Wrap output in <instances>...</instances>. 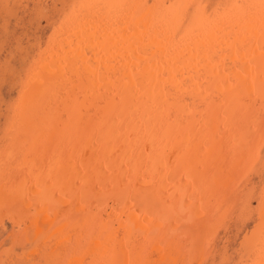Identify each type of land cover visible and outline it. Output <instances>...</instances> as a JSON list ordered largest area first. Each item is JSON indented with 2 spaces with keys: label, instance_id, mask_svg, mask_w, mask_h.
Returning a JSON list of instances; mask_svg holds the SVG:
<instances>
[{
  "label": "bare ground",
  "instance_id": "6f19581e",
  "mask_svg": "<svg viewBox=\"0 0 264 264\" xmlns=\"http://www.w3.org/2000/svg\"><path fill=\"white\" fill-rule=\"evenodd\" d=\"M256 11L255 13L259 15V10ZM261 13L260 15H264V12ZM251 25L256 28L253 27L254 30L248 29L247 31L243 29L244 27L240 29L239 25L231 32V35L250 36L251 32L255 31L257 35L254 39L257 43L255 48H245L242 51L233 50L232 45L224 44L225 41L219 39L217 44L209 43L207 50V45L197 51L194 46L190 51L189 46L188 52L190 53L185 52L184 61L180 59L183 62L179 61L177 66L173 65L176 63L174 59V61L171 59L168 65L164 64L162 59H159L161 57L159 54L156 60L149 59V55L145 52L136 55L138 45L132 48L131 53L122 52L118 46L120 45L119 39L117 40L118 45H113L114 48H111L112 52L105 54H101L94 45L89 46L88 42L83 40L77 45L74 44L77 47L72 50L73 52L66 53L63 58L58 59L59 62L52 63L50 71L42 76L35 88H32L35 91L34 93L32 91V96L24 101L21 107L22 114L19 112L17 115L20 116L17 122L22 123L23 121L27 128H30L33 123L40 122L37 130L44 131L49 128L60 130L63 140L70 138L72 142L80 141L81 146L74 155V167L70 169L67 167L69 169L67 175L72 181L70 186L67 181L57 179L61 177L58 173L51 171L52 175H49V178L39 180L38 183L34 182L28 190L38 188L40 184H45L43 182H48L54 185L55 192L61 195L59 201H56L58 205L67 206L70 202L72 206L79 208L87 201L90 211H94L91 216L87 213L90 216L87 219H93L96 216L99 220L102 216L106 218L99 225L92 224V220L89 225L82 221L79 223L78 226L88 232L90 240L95 238L97 240L95 244L90 241L88 248L85 246L86 255L83 253L79 263L160 264L161 261L157 258L160 249L158 251L157 248H153L154 251L150 253L147 251L149 250L147 246H150L147 244L151 239L148 231L150 233L152 231L154 234L152 237H156L162 221L171 224V222L177 223V220L180 233H173L174 237L180 239V234L186 235L194 249L190 255L192 261L198 258L202 251L204 234L209 231L208 227L206 228L208 215L206 217L199 210L194 214L191 212L193 206H197L200 202L196 203L193 200L194 204L190 200L188 189L193 187L199 191L202 190V184L200 186L199 183L203 181V176L210 170L218 173L217 159L222 163L221 166L229 168L227 166L228 156H224L229 143L225 147L222 142L230 137L237 139L239 143L242 141L241 132V136L237 135L238 122L250 120L256 109L252 108L247 101L256 102L257 98L264 96L258 90L264 77V25L261 28L259 25L256 26V23ZM228 31L219 33L221 34L219 37L222 38L224 37L222 35L230 33ZM213 33L212 36L217 38L218 36ZM206 40L208 42V39ZM238 40L235 43H238ZM226 45L229 46V50ZM233 45L236 44L233 43ZM124 49L127 50L126 47ZM228 51L237 53L239 51V54H235L239 55L240 61H237V56L232 55L234 53L230 54ZM160 64L165 65L163 69L161 68L162 70ZM217 66L223 67L221 70L218 69L220 74L209 71ZM223 81L228 83L234 92L209 94L220 89L218 84L221 85ZM242 100L249 105V110L246 111L248 108H243L245 102L243 103ZM53 133L49 131L51 144L55 143L56 138L60 136L59 134L58 137L54 136ZM55 144L57 146V143ZM69 163L73 164L70 161ZM121 175L123 181L117 178ZM221 176L226 177L224 174ZM184 179L187 180L185 188L178 186ZM61 182L64 184L60 185ZM25 183L29 186L27 182H23L19 185L17 192L26 193ZM122 183L127 185V189L122 191L125 197L123 199L114 198L113 202L112 196L107 193L111 188L114 190ZM109 193H112V190ZM38 197L36 196V200ZM6 199L7 196L0 191V200L6 202ZM72 201H74L73 204ZM47 202L46 200L45 205L48 204ZM116 205L118 208L115 207ZM46 206L45 208L48 209ZM111 206L117 218L113 219V215L110 216ZM259 219L260 222L256 230L254 229L255 231L251 233L252 238L249 239L250 245L254 248L251 254L252 258L254 257L253 264H264V211ZM77 221L76 219V223ZM33 225L39 230L37 222L34 221ZM44 229H46L45 225ZM167 237L172 239L170 235ZM62 239L65 238L62 237ZM122 242L125 244L122 245ZM134 242L138 243L134 244ZM61 250L62 248L57 250V253Z\"/></svg>",
  "mask_w": 264,
  "mask_h": 264
},
{
  "label": "rangeland",
  "instance_id": "374dc122",
  "mask_svg": "<svg viewBox=\"0 0 264 264\" xmlns=\"http://www.w3.org/2000/svg\"><path fill=\"white\" fill-rule=\"evenodd\" d=\"M254 8L259 10V15L255 13L257 11ZM263 10L264 0H0V191L7 196L6 202L0 200V264H81L80 257L83 253L86 255L85 246L88 248L90 241L95 244L97 240L96 238L90 240L88 232L84 231L83 227H79V223L82 221L89 225L92 220V224L99 225L106 219L105 216L101 217L103 219L100 218L101 221L97 216L87 219L94 212L88 208L87 201L79 208L72 206L70 202L67 206L64 203V205H58L56 201H59L61 195L55 192V186L48 182L28 190L34 182L38 183L39 180L49 178V175H52L51 171L58 173L61 177L57 179L67 181L70 186L72 181L67 174L69 169L74 167V155L81 146L80 141L72 142L70 138H67L68 136L66 140H63L60 130L56 129V131L53 128L37 130L40 122L33 123L30 128L25 127L26 123L24 124L23 121V127L22 123L17 122L20 117L17 115L19 112L22 114L21 107L24 101L32 96L31 92L35 91L32 88H35L42 76L50 71L52 63L59 62L58 59L75 49L77 47L75 45L83 40L88 42L89 46L94 45L101 54L112 52L113 45H118V41L122 52L131 53L132 48L138 45L139 52L137 51L136 55L145 52L149 55V59L156 60L159 54L161 56L159 59H162L164 64L168 65L171 59H174L176 63L173 65L176 66L179 61H184L186 53H190L194 47L197 51L207 45V50L209 43L217 44L219 39L225 41L224 44L232 45L233 50L255 48L257 46L254 40L257 36L255 31H252L250 36L238 35L237 37L231 35V32L239 25L240 29L244 27L243 29L247 31L254 30L255 26L250 24L256 23V26L259 25L261 28L264 25ZM239 22L240 24H237ZM260 22L261 24H257ZM214 29L217 31L215 32ZM223 30L230 33L220 38L219 33L224 32ZM212 33L218 37L214 38ZM240 39H242L241 42ZM237 40L238 43H235ZM229 46L226 45L227 49ZM125 47L127 50L124 49ZM229 53H234L232 55L237 56V61H240L239 55L235 54L236 51ZM164 67L165 65L160 64V69ZM221 68L223 67L217 66L209 71L220 74ZM218 85L220 89L209 94L234 92L224 81ZM260 85L259 93L264 95V77ZM257 99L255 100L257 103L247 101L252 108H256L253 113L255 117L252 116V120L238 122L237 135L242 134V141L239 143L237 139L230 137L227 138L230 142L227 140L222 142L225 147L229 143L225 155L223 154L228 156L229 168L221 166L222 163L217 159L218 173L210 170L207 172L208 175L206 174L207 177L204 174L203 183H199L200 186L202 184V190L199 191L193 187L188 189L190 200L194 204L200 202L197 206L191 204L194 207L191 212L194 214L199 210L206 217L208 215L206 228L208 227L210 232L204 234L202 251L198 258L192 261L190 255L194 249L186 235L180 234V239L174 237L173 233L179 232L178 220L177 223L171 222L172 225L162 221L156 237H152L154 234L148 231L151 239L147 244L151 246H147L149 253L156 248L158 251L160 249L157 257L161 261L160 264H253L254 257L252 258L251 254L254 248L250 245L249 239L252 238L251 233L256 230L260 222V214L264 211V96ZM242 102L245 101L242 100ZM243 106L245 109L249 107L246 102ZM49 131L54 132V136L60 135L55 140L57 146L55 143L51 144ZM82 145L85 144L82 143ZM58 157L61 159L59 160ZM69 161L73 164L70 165ZM55 170L57 171L54 172ZM223 174L226 177L221 176ZM117 178L123 181L122 175ZM23 182H27L29 186L25 183L27 191L22 194L17 190ZM186 182L187 180L184 179L178 186L185 188ZM62 183L64 184L61 182L60 185ZM123 184L117 185L114 190L111 188L112 193H109L110 191L107 193L112 196L113 202L115 199L125 197L122 191L127 189V185ZM32 192L34 193L31 195ZM36 196H39L38 200ZM113 202H111L112 205H114ZM208 204L210 205L207 207ZM59 206H61L60 209H58ZM115 207L118 208L117 205ZM52 209L55 210L52 211ZM113 210L111 206L109 214L113 215L114 219L117 215ZM34 221L37 222L39 230L34 228ZM168 235L171 236V240L167 237ZM40 243H43L42 246H38L41 245ZM137 243L134 242V244ZM60 248H62L61 252L57 253Z\"/></svg>",
  "mask_w": 264,
  "mask_h": 264
}]
</instances>
